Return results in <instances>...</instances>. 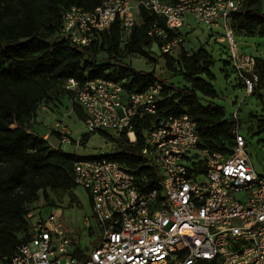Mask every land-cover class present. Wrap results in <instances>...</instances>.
I'll use <instances>...</instances> for the list:
<instances>
[{
    "label": "built area",
    "instance_id": "obj_1",
    "mask_svg": "<svg viewBox=\"0 0 264 264\" xmlns=\"http://www.w3.org/2000/svg\"><path fill=\"white\" fill-rule=\"evenodd\" d=\"M242 3L102 0L90 9L71 5L62 13L59 34L84 47L118 21L127 37L140 6L164 18L165 28L153 23L147 31L162 42L163 53L183 44L192 22L209 31L222 29L230 63L250 94L256 84L255 56L238 49L230 27V17ZM167 29L178 34L168 38ZM64 87L82 107L87 132L125 134L129 142L136 140L138 121L156 112L162 91L159 81L141 91H127L121 81L100 77L83 82L70 77ZM143 134L140 154L156 169L158 189L140 190L134 174L115 160L76 159L73 181L89 194L99 230L96 244L77 247L60 208L52 206L44 216L42 205H35L26 214L30 237L0 264H264V176L255 172L244 151L246 141L239 125L232 130L228 153L199 149L197 125L187 113L160 118ZM60 143L70 144L63 129ZM194 149L201 153L196 167L186 163Z\"/></svg>",
    "mask_w": 264,
    "mask_h": 264
},
{
    "label": "trees",
    "instance_id": "obj_2",
    "mask_svg": "<svg viewBox=\"0 0 264 264\" xmlns=\"http://www.w3.org/2000/svg\"><path fill=\"white\" fill-rule=\"evenodd\" d=\"M101 1L20 0L13 14V7L0 0V260L9 257L18 243L30 237L26 214L35 206L40 191L46 196L48 189L63 191L76 187L72 173L76 159L105 157L115 160L134 174L140 190L158 189L156 169L147 165L140 154L143 131L153 127L160 118L181 113L190 114L195 120L199 149L228 153L233 146L232 130L237 120L227 116L223 106L213 101L203 104L200 98V94L210 98L216 95L211 83L215 78L210 69L212 58L202 48L188 53L183 44L177 52L163 53L162 42L147 34L153 23L165 28L162 16L140 6L137 22L127 37L123 36L118 21H114L84 47L61 37V17L67 7L76 5L90 9ZM230 27L233 32L264 37V11L254 0H243L241 8L230 17ZM177 34L168 30V38ZM152 46L165 57L168 69L175 70L174 61L180 64L182 76L190 86L177 87L160 79L153 70H135L121 59L122 54H138L153 60L148 54ZM100 49H104L106 59L96 63ZM226 61L230 63L229 58ZM253 74L256 76L253 91H258L259 87H264V57L255 56ZM70 77L78 82L98 77L121 81L127 91H141L159 81L161 97L156 112L138 121L135 141L129 142L125 134L113 137L99 130L102 136H111L116 143L115 150L103 155L78 156L51 148L32 130L38 104L53 87L62 85L66 93L74 96L64 87ZM72 109L84 119L78 103H73ZM260 122L264 127V120ZM13 125L16 127L12 128ZM90 133L82 134V139ZM192 165L196 167V162L192 161ZM42 206L52 207L46 203Z\"/></svg>",
    "mask_w": 264,
    "mask_h": 264
},
{
    "label": "rangeland",
    "instance_id": "obj_3",
    "mask_svg": "<svg viewBox=\"0 0 264 264\" xmlns=\"http://www.w3.org/2000/svg\"><path fill=\"white\" fill-rule=\"evenodd\" d=\"M3 2L13 7V14L17 12L20 0H3ZM254 3L264 11V0H254ZM234 33L236 45L241 52L264 57V37L247 36L238 31ZM222 35V29L209 31L202 24L192 22V29L185 33L183 47L188 53L202 48L212 58L213 65L210 69L215 78L211 83L216 95L210 98L200 94L201 102L205 104L213 101L225 108L227 116L237 120L239 132L246 141L244 151L255 172L264 176V127L260 126V121L264 120V87L246 94L242 79L231 63L226 61L227 44ZM119 47L121 49V45ZM148 54L153 60L138 54H122L121 59L135 70L143 72L153 70L160 79H166L168 83L177 87L190 86L182 76L179 63L173 62L175 70L168 69L165 57L155 46L148 49ZM104 59L106 53L104 49H100L96 63ZM73 103H75L74 97L66 93L62 85L53 87L48 96L38 104L32 124L33 132L45 139L51 148H60L78 156L103 155L115 150L116 143L111 138L115 136L113 132H108L111 136L105 137L95 131L86 139H82V134L87 133V129L84 121L73 111ZM15 127L16 125L12 126ZM62 129L67 131L70 137V144L65 146L60 143ZM188 158L186 163L190 164L192 161L200 160L201 153L196 149L190 150ZM202 179V175L198 177V180ZM45 203L60 208L64 224L77 247L85 249L89 245L96 244L99 230L92 214L89 194L83 187L76 186L63 191L48 189L46 196L40 191L34 205ZM40 209L46 216L52 207L42 206ZM86 218L89 219V223L85 222Z\"/></svg>",
    "mask_w": 264,
    "mask_h": 264
}]
</instances>
